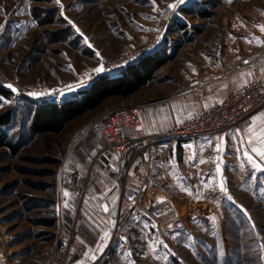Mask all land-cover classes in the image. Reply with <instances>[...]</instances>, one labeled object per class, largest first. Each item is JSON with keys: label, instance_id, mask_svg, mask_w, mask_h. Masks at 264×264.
<instances>
[{"label": "rangeland", "instance_id": "rangeland-1", "mask_svg": "<svg viewBox=\"0 0 264 264\" xmlns=\"http://www.w3.org/2000/svg\"><path fill=\"white\" fill-rule=\"evenodd\" d=\"M249 5L242 0H0V84L13 91V97H1L0 119L14 111L6 127L9 144L0 146V264H43L55 251L64 228L77 218L72 209L79 200L65 179L96 154L115 172L99 165L92 180L117 178L112 188L91 186L84 199L83 214L101 215L106 221L99 233H110L106 245L95 242L99 257L110 250V264H264V161H255L260 169L245 161L244 139L240 144L228 133L215 135L199 167L190 149L164 139L166 144L147 155L152 177L174 196L217 192L222 212L210 215L208 207L200 209L198 220L179 235L140 214L128 220L111 246L130 179L125 166L118 167L120 156L105 150L93 126L126 105L142 107L145 122L151 123L155 109L162 112L166 104L178 115L199 109L201 99L215 93L211 85L223 75L227 57L245 54L243 42L263 24V18L243 15ZM136 47L144 48V56L165 58L142 88L108 98L69 120L60 132L33 130L39 103L61 102L90 87L105 59ZM197 79L208 86L183 94ZM82 256L69 264H88L84 258L78 261Z\"/></svg>", "mask_w": 264, "mask_h": 264}, {"label": "built area", "instance_id": "built-area-1", "mask_svg": "<svg viewBox=\"0 0 264 264\" xmlns=\"http://www.w3.org/2000/svg\"><path fill=\"white\" fill-rule=\"evenodd\" d=\"M144 54L143 47H136L119 56L107 58L101 65L103 71H94L93 77L99 78L105 74L120 72L139 61ZM263 64L261 62V65ZM19 88L26 90L20 85ZM262 107H264V76H254L243 86L231 90L223 100L214 102L208 108L188 117L174 120L171 127L165 131L151 133L146 130L142 109L137 104L118 108L97 119L93 126L104 140L105 150L119 157L133 148L147 152L161 139H193L237 128ZM83 163L85 164L84 161ZM99 165L104 166L107 173L114 174L115 167L102 159L101 154L93 155L84 168L68 173L65 179L67 189L79 200L72 209L77 218L75 220L73 218L72 225L64 228L57 248L48 253L43 264H69L73 257L82 256L88 245H93L95 242L101 246L105 244L104 237L107 239L110 233L107 230L103 233L99 232L102 230L100 225L106 219L96 213H90L89 216L83 214L86 210L84 199L90 187L94 185L102 189L108 186L107 182L101 181L102 179L92 180ZM142 175L139 184L127 186L123 190V204L114 226V238L108 240L111 246L116 244L128 220L140 214L151 216L168 231L179 235L186 231L195 219L198 220L200 209L208 207L209 211L211 200L215 202L213 210L219 205L223 206L221 196H217V192L198 197L174 196L152 177L149 166L144 167ZM92 226L100 230L96 233ZM110 253V250H106L91 264H110Z\"/></svg>", "mask_w": 264, "mask_h": 264}, {"label": "crops", "instance_id": "crops-1", "mask_svg": "<svg viewBox=\"0 0 264 264\" xmlns=\"http://www.w3.org/2000/svg\"><path fill=\"white\" fill-rule=\"evenodd\" d=\"M243 2H249V13L247 8L243 10V15L254 17V18H263V24L260 25V28L252 29L250 36L243 42L247 46L248 50L245 54L237 53L236 55L228 56L227 63L224 65L223 75L218 79L217 83H212L211 86L214 89L213 95H207L206 99H201V102L198 103L199 109L188 111H184L180 115L176 113H171L169 108L170 104L163 105L164 108L162 112L156 111L154 115H151V119L155 120L151 123L150 121L145 122L144 112L143 114V123L146 128L151 133H158L161 131H165L169 129L172 125V122L175 118H185L196 112H199L209 106L212 105L215 101L223 100L229 93L231 89L239 88L247 83L254 75H262L264 76V65H260V62L264 63V45H263V35H264V0H242ZM242 13V12H241ZM242 15V14H241ZM243 49L239 51L242 52ZM207 80V79H206ZM200 80H195L192 82V87H187V91L183 94H194L198 92L203 86H208L209 82H206L205 85H198ZM197 84V85H196ZM196 85V86H195ZM174 106V105H173ZM142 108V107H141ZM168 119H170L168 123ZM251 129V130H250ZM230 135L235 142H239L240 139H244V143L248 148L244 149L245 161H249V156L252 157V162L255 161H264L257 153L251 152V148L255 147L260 151H264V107L256 111L248 123L242 128H232L225 130L221 133H217L214 135L199 137L193 139H181L174 140L177 145L181 147H186V149H190L191 159L195 160V156L198 158V164L196 167L203 164V159L205 156V150L207 147L211 145L213 141V137L219 134ZM164 139H161L155 142L147 152H142L138 148H133L130 151L123 153L118 158V167L125 168L127 171V175L130 181L124 186H135L140 183L141 172L143 171L145 165L150 166L151 159L150 156L147 155L153 151V149L157 146H162L167 142H164ZM251 141V143H250ZM240 143V142H239ZM241 144V143H240ZM180 150H182L180 148ZM187 151V150H186ZM145 154V156H144ZM145 158V159H144ZM145 160V161H144ZM147 160V162H146ZM250 162V161H249ZM193 167V166H192ZM193 172V171H192ZM194 173V172H193ZM115 179L113 178L112 182L108 183V186L112 188L115 184ZM110 191V190H109ZM123 201V197H122ZM123 204V202H122ZM96 250L95 244L88 245L85 249L83 256L78 259H87L89 261L88 264L92 263L99 257V254ZM77 261V262H78ZM80 262V261H79Z\"/></svg>", "mask_w": 264, "mask_h": 264}, {"label": "trees", "instance_id": "trees-1", "mask_svg": "<svg viewBox=\"0 0 264 264\" xmlns=\"http://www.w3.org/2000/svg\"><path fill=\"white\" fill-rule=\"evenodd\" d=\"M165 63V58L150 53L138 62L129 65L116 76L103 75L97 78L90 87L78 91L74 96L63 101H43L34 112L32 128L37 132H60L69 120L81 116L101 105L112 96H128L142 88L152 78L154 71ZM13 97V91L0 84L1 97ZM14 115L8 110L0 119V146L7 142L6 127Z\"/></svg>", "mask_w": 264, "mask_h": 264}, {"label": "snow or ice", "instance_id": "snow-or-ice-1", "mask_svg": "<svg viewBox=\"0 0 264 264\" xmlns=\"http://www.w3.org/2000/svg\"><path fill=\"white\" fill-rule=\"evenodd\" d=\"M186 2H190V0H178V3H180V4H183V3H186ZM169 7L175 8L176 5H170ZM2 27L3 26H0V28H2ZM262 27H264V26H262ZM96 71L97 72L103 71V68L102 67L101 68H98ZM81 86H84V82H81ZM9 87H11V85H9ZM250 143H251V141H250ZM251 152L257 153L262 159H264V151H260L257 148L253 147V148H251ZM249 161L252 164V167L254 169H260L262 167L259 163L252 162V157L251 156H249ZM220 188H221V191H227L224 188L223 184L220 185ZM65 195H67V193H65ZM105 211H107V208L106 207H105ZM105 235H107V233H105Z\"/></svg>", "mask_w": 264, "mask_h": 264}, {"label": "bare ground", "instance_id": "bare-ground-1", "mask_svg": "<svg viewBox=\"0 0 264 264\" xmlns=\"http://www.w3.org/2000/svg\"><path fill=\"white\" fill-rule=\"evenodd\" d=\"M253 115V114H252ZM210 209L208 211L209 214H213V215H219L222 212V207L219 205V207L216 210H213L212 208H214L215 202L213 200L210 201Z\"/></svg>", "mask_w": 264, "mask_h": 264}]
</instances>
